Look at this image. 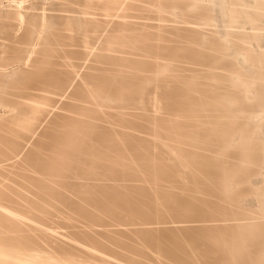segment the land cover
<instances>
[{
  "label": "rangeland",
  "instance_id": "obj_1",
  "mask_svg": "<svg viewBox=\"0 0 264 264\" xmlns=\"http://www.w3.org/2000/svg\"><path fill=\"white\" fill-rule=\"evenodd\" d=\"M25 1L20 24L0 0V152L37 185L9 173L28 220L0 236L90 263L264 264V69L240 49L264 19L234 21L235 0Z\"/></svg>",
  "mask_w": 264,
  "mask_h": 264
},
{
  "label": "bare ground",
  "instance_id": "obj_2",
  "mask_svg": "<svg viewBox=\"0 0 264 264\" xmlns=\"http://www.w3.org/2000/svg\"><path fill=\"white\" fill-rule=\"evenodd\" d=\"M254 5L255 13L249 12L247 9L237 6L246 7L244 0H235L236 6L230 10V16L234 21H237L241 17V13L250 21H261L264 19V0H251ZM25 0H12L14 5L13 8V18L16 19L20 24L24 21L23 9L25 8ZM79 4L82 6L81 13L86 14L89 10L99 8L104 11L108 16H123L118 14V11H122L126 8L125 0H79ZM255 29L251 34L243 33V36L240 38V49L245 52L247 58L252 63H260V67L264 69V44L258 43L259 38H264V23L259 27H253ZM260 31V33L256 32ZM258 48L256 50L254 45ZM34 52V48L32 53ZM257 55V57L255 56ZM259 56V58H258ZM31 57V56H30ZM4 70V67L0 66V71ZM264 79V78H263ZM8 104V101H4ZM28 109L17 108L11 105L10 112H14L15 116L9 121L3 122V126L8 131H11L12 135L10 137H21L25 133L32 132L31 124L42 112V107L34 104L26 105ZM4 131V129H0ZM3 136V135H2ZM3 143L10 150H13L12 140L5 139ZM11 160L8 154L0 152V234H9L14 233L19 234L21 230L18 224H24L28 217L26 215V208L24 205L17 202H7V198L1 194V188H6V181L11 180V175L18 174V176L23 180V182L36 186V178L32 175L27 174L23 171H13L12 165L6 164L2 161ZM12 163H15V160H11ZM27 169L30 170L31 174L42 175L43 169L41 164L37 160L27 161ZM54 182V180H52ZM22 189H26L23 185ZM7 200V201H6ZM25 203H28L24 199ZM6 220L11 226L6 228L2 225L1 220ZM93 250V249H92ZM0 264H113L108 262V260L95 261L94 263L85 262L81 258H77L73 253H66L63 257H59L56 253H46L40 248L31 249L20 242L16 237L4 238L0 236ZM124 264V263H122ZM127 264V263H126Z\"/></svg>",
  "mask_w": 264,
  "mask_h": 264
}]
</instances>
